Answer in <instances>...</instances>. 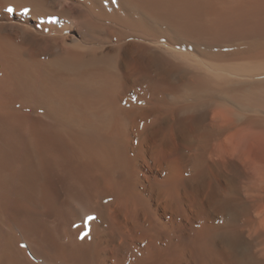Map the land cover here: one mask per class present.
Masks as SVG:
<instances>
[{
  "label": "bare ground",
  "instance_id": "obj_1",
  "mask_svg": "<svg viewBox=\"0 0 264 264\" xmlns=\"http://www.w3.org/2000/svg\"><path fill=\"white\" fill-rule=\"evenodd\" d=\"M0 264H264V0H0Z\"/></svg>",
  "mask_w": 264,
  "mask_h": 264
},
{
  "label": "rangeland",
  "instance_id": "obj_2",
  "mask_svg": "<svg viewBox=\"0 0 264 264\" xmlns=\"http://www.w3.org/2000/svg\"><path fill=\"white\" fill-rule=\"evenodd\" d=\"M247 48L246 47H242V50H246ZM226 51V52H225ZM228 52V53H227ZM231 52V50H229V49H224V53H227V54H229Z\"/></svg>",
  "mask_w": 264,
  "mask_h": 264
},
{
  "label": "snow or ice",
  "instance_id": "obj_3",
  "mask_svg": "<svg viewBox=\"0 0 264 264\" xmlns=\"http://www.w3.org/2000/svg\"><path fill=\"white\" fill-rule=\"evenodd\" d=\"M9 11H12V9H8Z\"/></svg>",
  "mask_w": 264,
  "mask_h": 264
}]
</instances>
